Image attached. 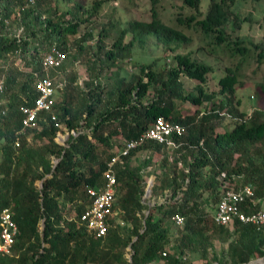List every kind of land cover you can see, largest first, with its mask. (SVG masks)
I'll return each mask as SVG.
<instances>
[{
  "label": "trees",
  "instance_id": "obj_1",
  "mask_svg": "<svg viewBox=\"0 0 264 264\" xmlns=\"http://www.w3.org/2000/svg\"><path fill=\"white\" fill-rule=\"evenodd\" d=\"M35 1L34 6H27L28 0H0V78L5 82L0 105V211L11 210L19 231L12 255L0 257V264H151L156 258L164 264H182L176 255L161 256L169 233L165 224L171 223L170 217L175 214L184 218L183 227L178 228L181 235L176 250L180 255L191 249L206 260L213 242L220 238L228 242L233 264L264 258V226L259 229L236 222L232 228L222 227L210 217L221 188L250 186L254 198L241 206L242 212L264 210V81L255 87L257 109L248 118L239 111L235 99V86L241 84V62L251 51L259 50L255 60L260 64L264 50L251 41L248 48L243 41L227 40L224 29L234 0H212L204 15L198 10L199 0H186L197 14L185 17L187 20L174 18L178 26L193 23L191 27L211 35L213 42L222 46L220 51H227L230 57L240 56V63L234 69L227 67L217 81L218 95L223 99L219 102L203 88L211 67L195 61L191 53L175 54L189 38L161 20L156 10L158 0H151L148 22L130 20L123 28L110 23L96 38L90 26L102 8V0L90 8L81 0L74 1L64 12L50 8V0ZM232 26H239L237 17H233ZM20 29L18 39L10 35ZM112 31L115 36L107 46ZM128 35L130 39L125 42ZM150 38L174 54L176 65L160 70L153 64H140L136 78L128 81L120 77L122 64L130 60L134 47L143 48ZM53 45L66 54L63 65L50 73L56 85L63 84L58 89L61 98L50 113L38 115L36 127L27 131L28 141L25 135H16L21 129L20 109L31 107L37 97L35 83L44 74L41 61ZM16 51L18 58L14 56ZM81 63L88 74L83 86L71 68ZM103 72L109 73L105 79L101 78ZM181 77L198 83L195 92L185 91ZM204 103L210 109L199 112ZM184 104L194 106L196 111H182L180 106ZM52 115L54 122L50 120ZM226 115L235 123L220 130ZM158 117L180 124L186 132L174 138V148L148 142L115 166L120 198L114 211L120 207L127 235L122 234L123 227L116 221L104 237L97 238L83 226L66 220L71 211L78 218L90 205L85 187L103 184L112 151L124 142L137 140ZM61 128L75 134L69 135L66 146L55 141ZM144 151L151 155L142 162L141 170L133 169L132 159ZM155 155L167 171L159 182L156 177L150 197L165 192L169 197L162 204L148 206L143 202L142 172ZM36 182H41V188L35 187ZM204 194L209 199L204 200ZM142 210H147L146 215L140 214ZM231 230L237 240L229 242ZM36 238L40 248L28 255L26 246ZM126 248L129 258L125 257ZM212 259L219 263L214 253Z\"/></svg>",
  "mask_w": 264,
  "mask_h": 264
},
{
  "label": "rangeland",
  "instance_id": "obj_2",
  "mask_svg": "<svg viewBox=\"0 0 264 264\" xmlns=\"http://www.w3.org/2000/svg\"><path fill=\"white\" fill-rule=\"evenodd\" d=\"M74 1L78 0H50L48 5L50 8H56L59 11L69 10ZM86 8H90L95 1L98 0H81ZM104 3L102 5L101 10L98 12L96 18H92L90 29L93 30L94 37L102 31V29L109 27L110 23L119 24V28H123L126 26V23L130 20L137 21H145L148 22L150 20V3L151 0H102ZM212 0H199L198 10L201 15H204L208 6ZM219 1V0H215ZM183 0H158L156 10L159 13L161 20L169 26H172L177 29H181L186 36H188L189 41L186 44H182L179 46L175 52V54L186 55L191 53L192 58L205 65H209L212 69V72L206 76V82L203 84V88L206 92L214 94L217 102L223 100L220 95H218V85L217 81L225 75V69L230 67L234 69V66L240 63V56L230 57L228 52L220 51L222 46L216 45L211 38V35H205L202 31L191 27L193 23H190L189 26H178L175 17H180L181 19L187 20L185 17H189L191 15H196L194 9H191V5L183 3ZM234 4L230 6V18L228 23L225 25V33L227 34L228 41H243V45L250 48L248 42L251 41L256 45H260L264 50V0L255 1V0H234ZM89 16V15H88ZM199 19V16H196ZM233 17H237L238 27L232 26ZM194 22V21H193ZM83 31V28H80ZM113 36L115 33L110 32V36L106 40L107 46H110L113 41ZM130 39V35L126 36L125 42ZM242 45V43L240 44ZM210 51H215L214 53H210ZM259 53V50H258ZM257 52H250L249 56L245 58L243 62H241V71L238 74V80H240L241 84H237L235 86V99L238 103V109L240 112L246 115L245 118H248L254 111H256V96H255V87L257 84L262 83L264 81V56L262 57V62L259 64L255 60V56L258 57L259 54ZM174 54L171 51L165 49L162 45L158 44L153 38H150L147 44L140 48L135 46L131 58L126 63L122 64V69L119 71V76L123 77L126 80H130L133 77L138 75V67L137 65L145 64V65H154L155 68L160 70L165 67H173L175 66V62L173 61ZM69 67L68 65H66ZM78 74V82H80L81 86H83L84 82L87 80V72L85 64H77L71 67ZM116 70V69H115ZM114 71V70H113ZM109 74V73H106ZM105 72L101 74V78L105 79ZM136 78V77H135ZM101 82L103 83V80ZM181 82L184 85L186 92H195V86L198 84L194 80L187 79L186 77H181ZM113 83V82H112ZM112 83H108L109 85H113ZM61 96L58 93V98ZM59 98V99H60ZM180 109L186 113H192L196 111L195 107L190 104H184L180 106ZM210 109V105L207 103L202 104L197 110L199 112L207 111ZM264 113V112H263ZM235 123L231 117H224L222 124L220 125L221 129H229ZM29 133V132H28ZM28 133L23 136L30 140V134ZM73 133L68 132L65 128H61V131L58 135H56L55 141L59 145L66 146V141L69 135ZM121 145V144H120ZM120 147V146H119ZM151 155L149 151L141 152L140 154H136L131 162V167L135 170L142 169V162L147 160ZM0 162H1V154H0ZM56 159H52V163L55 164ZM144 170V169H143ZM167 171L166 167L162 166L159 158L155 155L153 157V162L150 166H148L143 173L144 180V197L143 202L148 206H152L155 204L164 203L169 197V193L165 192L163 196L161 194L153 195L150 197V191L153 187L156 177L160 179L164 177V172ZM149 183H151V187L149 188ZM35 187L41 188V182H36ZM120 196V194H119ZM208 194H204L203 199H209ZM119 198L116 203H119ZM118 205V204H117ZM208 211V208L206 212ZM147 210H142L140 212L141 215H146ZM122 211L119 206L116 208V216L117 222H123L121 217ZM212 214V213H211ZM211 216V215H210ZM114 218V219H115ZM168 223V222H167ZM168 238L165 244V250L168 255H176L180 258L182 264H205L208 262L209 264H233L231 258L229 256V247L228 242H222L220 238L213 242V249H209L208 254L206 256V260L202 256L201 253L197 251L184 250L182 255H180V251L176 250L178 239L180 237L181 230L177 227L173 226L171 223H168ZM123 231L122 234L124 236L127 235V225L123 222ZM130 226V225H129ZM128 226V227H129ZM232 228V227H231ZM232 238L229 242L237 240V236L234 235L233 230H231ZM134 240V239H133ZM41 246L47 247L46 244H42ZM27 249H30L28 255H31L33 249H39V240L38 238L34 239L32 243H28L26 246ZM216 255L219 263L214 262L212 257L213 253ZM125 257L129 258V248H126ZM254 264H264V258H259L250 261V263ZM151 264H164V261L160 258H156Z\"/></svg>",
  "mask_w": 264,
  "mask_h": 264
},
{
  "label": "built area",
  "instance_id": "obj_3",
  "mask_svg": "<svg viewBox=\"0 0 264 264\" xmlns=\"http://www.w3.org/2000/svg\"><path fill=\"white\" fill-rule=\"evenodd\" d=\"M27 6H34L35 0H28ZM21 29L13 31L10 35L18 39ZM9 35V36H10ZM19 52H14V56L18 58ZM66 54L56 46H51L41 61V70L44 73L35 83V92L37 97L31 107H22L21 129L17 132V137L26 135L27 131L34 129L38 121V115L41 113H50L57 100L58 89L63 88V84L56 85L51 72L58 70L64 63ZM19 66L22 67L21 63ZM5 91L4 78H0V105L3 104L2 96ZM4 114V112H2ZM52 122L56 121L55 116H51ZM186 130L180 124H172L163 117H158L154 120L149 128H147L137 140L124 142L117 150L112 151L113 155L107 163L103 173V184L101 186L85 187L86 194L91 200L90 205L75 218V211L66 220L74 221L81 225L85 230L93 234L95 237H104L107 233L109 225L112 221L123 227V222L115 218L116 212L114 206L118 196V185L116 179L115 166L121 162L122 158L129 156L138 147L148 142H154L160 145H165L167 148H174V138L181 137ZM60 132L57 133V135ZM73 135L74 132L72 131ZM19 146L18 141H15V147ZM225 175L222 173L221 177ZM219 198L215 203L212 211L211 220L217 226L231 227L234 223L250 224L261 228L264 226V210H259L251 214L242 212L241 206L252 201L254 192L250 186H242L236 190L221 188L219 190ZM115 218V219H114ZM76 219V220H74ZM170 222L177 228H182L184 218L179 214L172 215ZM42 225V223H41ZM42 229V227L40 228ZM19 235L18 228L13 221L12 212L8 208L0 211V257L12 255V249ZM162 257L166 256V252L161 253Z\"/></svg>",
  "mask_w": 264,
  "mask_h": 264
},
{
  "label": "water",
  "instance_id": "obj_4",
  "mask_svg": "<svg viewBox=\"0 0 264 264\" xmlns=\"http://www.w3.org/2000/svg\"><path fill=\"white\" fill-rule=\"evenodd\" d=\"M151 185H152V184H151V183H149V186H148V187L150 188V187H151ZM249 264H254V263H252V262H251V263H249Z\"/></svg>",
  "mask_w": 264,
  "mask_h": 264
},
{
  "label": "clouds",
  "instance_id": "obj_5",
  "mask_svg": "<svg viewBox=\"0 0 264 264\" xmlns=\"http://www.w3.org/2000/svg\"><path fill=\"white\" fill-rule=\"evenodd\" d=\"M36 2V1H35ZM57 98H58V96H57ZM227 116H229V115H227ZM229 117H231V116H229Z\"/></svg>",
  "mask_w": 264,
  "mask_h": 264
},
{
  "label": "crops",
  "instance_id": "obj_6",
  "mask_svg": "<svg viewBox=\"0 0 264 264\" xmlns=\"http://www.w3.org/2000/svg\"><path fill=\"white\" fill-rule=\"evenodd\" d=\"M80 83V82H79Z\"/></svg>",
  "mask_w": 264,
  "mask_h": 264
}]
</instances>
